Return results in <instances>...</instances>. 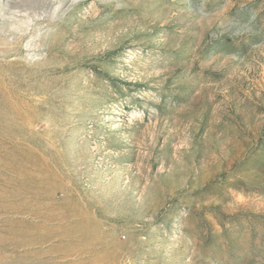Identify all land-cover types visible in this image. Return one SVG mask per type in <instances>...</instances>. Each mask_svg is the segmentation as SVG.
Returning a JSON list of instances; mask_svg holds the SVG:
<instances>
[{"label":"rangeland","instance_id":"obj_1","mask_svg":"<svg viewBox=\"0 0 264 264\" xmlns=\"http://www.w3.org/2000/svg\"><path fill=\"white\" fill-rule=\"evenodd\" d=\"M0 264H264V0H0Z\"/></svg>","mask_w":264,"mask_h":264}]
</instances>
